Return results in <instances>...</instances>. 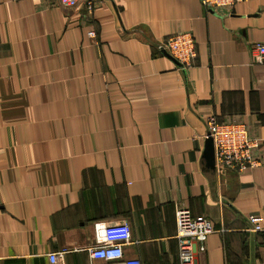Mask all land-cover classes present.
<instances>
[{"label": "crops", "instance_id": "obj_1", "mask_svg": "<svg viewBox=\"0 0 264 264\" xmlns=\"http://www.w3.org/2000/svg\"><path fill=\"white\" fill-rule=\"evenodd\" d=\"M95 31L96 38L88 33ZM191 33L187 69L162 49ZM264 0H0V264H91L95 224L127 222L126 258L181 264L176 212L214 226L197 264H260ZM242 123L262 163L219 169L206 118ZM198 247V243H195Z\"/></svg>", "mask_w": 264, "mask_h": 264}, {"label": "built area", "instance_id": "obj_2", "mask_svg": "<svg viewBox=\"0 0 264 264\" xmlns=\"http://www.w3.org/2000/svg\"><path fill=\"white\" fill-rule=\"evenodd\" d=\"M98 0H60L63 7L73 9L85 4L89 11L95 8ZM206 8L231 10L243 0H200ZM90 38H96L95 31L88 33ZM174 60L184 69L193 65L197 57L196 42L191 33H174L168 36L162 45ZM254 61L264 63V42L252 45ZM206 140L212 139L215 151L216 166L237 174H244L248 170L259 166L253 150L259 148L260 142L251 137L248 127L242 123H219L216 115L206 118ZM177 241L180 250L181 264H197L196 253L205 251L207 238L214 233V226L207 218H194L190 211L180 208L176 212ZM249 230L264 232L262 218L250 216L248 218ZM95 245L89 250L91 264H142L140 260L126 258L124 249L132 241L131 230L127 222L107 225L95 224ZM195 243H198L196 247ZM66 251L49 255L51 264H56ZM260 264H264V261Z\"/></svg>", "mask_w": 264, "mask_h": 264}, {"label": "water", "instance_id": "obj_3", "mask_svg": "<svg viewBox=\"0 0 264 264\" xmlns=\"http://www.w3.org/2000/svg\"><path fill=\"white\" fill-rule=\"evenodd\" d=\"M213 141L212 139H207L206 140V149H205V154L207 155L208 158H214V147H213Z\"/></svg>", "mask_w": 264, "mask_h": 264}, {"label": "rangeland", "instance_id": "obj_4", "mask_svg": "<svg viewBox=\"0 0 264 264\" xmlns=\"http://www.w3.org/2000/svg\"><path fill=\"white\" fill-rule=\"evenodd\" d=\"M259 148H260V144H259V146H258ZM258 149V148H257ZM257 149H255V150H253V155H254V157H255V151L257 150ZM255 159H256V161L257 162H259L260 164H262L256 157H255ZM214 162H215V164H216V159H215V151H214ZM259 164V165H260ZM258 167V166H257ZM255 168V167H254ZM222 169H224V168H222ZM227 170V169H226Z\"/></svg>", "mask_w": 264, "mask_h": 264}, {"label": "trees", "instance_id": "obj_5", "mask_svg": "<svg viewBox=\"0 0 264 264\" xmlns=\"http://www.w3.org/2000/svg\"><path fill=\"white\" fill-rule=\"evenodd\" d=\"M218 122H219V123H225V122H224V121H222V120H220V121L218 120ZM227 123H228V122H227Z\"/></svg>", "mask_w": 264, "mask_h": 264}]
</instances>
